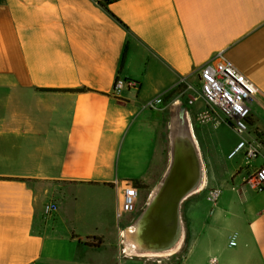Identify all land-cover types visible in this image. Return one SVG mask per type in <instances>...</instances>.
I'll use <instances>...</instances> for the list:
<instances>
[{"label":"crops","instance_id":"0c3cea01","mask_svg":"<svg viewBox=\"0 0 264 264\" xmlns=\"http://www.w3.org/2000/svg\"><path fill=\"white\" fill-rule=\"evenodd\" d=\"M222 53L259 88L264 135V0H0V264H153L124 233L169 167L173 126L205 109L199 70ZM119 77L140 88L116 93ZM203 125L204 186L181 204L180 250L157 259L264 264V191L243 166L216 176L211 132L228 126ZM134 181L136 211L118 219Z\"/></svg>","mask_w":264,"mask_h":264},{"label":"built area","instance_id":"2783aa9c","mask_svg":"<svg viewBox=\"0 0 264 264\" xmlns=\"http://www.w3.org/2000/svg\"><path fill=\"white\" fill-rule=\"evenodd\" d=\"M109 5L120 0H98ZM200 79L199 97L205 109L198 114V120L203 124L207 120L226 124L239 137L237 146L228 155L229 160L243 156L247 171L248 183L259 192L264 191V135L254 128L253 105L259 94V88L246 77L234 64L219 54L215 60L205 64L198 72ZM125 87L139 89L140 85L134 81L117 78L115 92L119 93ZM259 160H263L258 165ZM220 187L208 191V200L216 205L222 197ZM139 199V189L133 182H124L121 189V204L117 213L118 219L131 215L136 211ZM58 205L49 203L46 206L48 217L58 213ZM230 246H236L235 238ZM217 259L212 260L216 264Z\"/></svg>","mask_w":264,"mask_h":264},{"label":"water","instance_id":"95a60500","mask_svg":"<svg viewBox=\"0 0 264 264\" xmlns=\"http://www.w3.org/2000/svg\"><path fill=\"white\" fill-rule=\"evenodd\" d=\"M178 126L179 123L174 125L170 133L169 167L146 210L133 226L134 242L145 254H162L177 246L181 237V204L200 188L204 178L200 148L196 149L190 141L187 143L189 155L183 158L179 154Z\"/></svg>","mask_w":264,"mask_h":264},{"label":"rangeland","instance_id":"374dc122","mask_svg":"<svg viewBox=\"0 0 264 264\" xmlns=\"http://www.w3.org/2000/svg\"><path fill=\"white\" fill-rule=\"evenodd\" d=\"M200 90V87L199 89L197 90V93L198 91ZM197 95V94H196ZM187 102L184 103L183 105V108L182 110L185 111L186 108H187ZM190 130L192 131V134L195 135V140L198 142V145H199V148L200 150L202 149V153L203 152V148L201 145H203V137L202 135L200 134L201 133V130L203 128V124L198 120V117L195 116L194 118H190ZM192 127V129H191ZM195 131V132H194ZM196 133V134H195ZM213 134V136H215V142L213 144V148H214V151L216 152V155L218 156L220 162H221V168L220 170H218L219 172L216 173V176L219 177L222 175V171H234L235 169H237V167L239 166H245L246 165V161L245 159L243 158V156H238L236 159L234 160H229L227 157H228V149L234 145V143L236 142V140H238V136L237 134L231 130V128H228V127H222L220 128L219 130L217 131H213L211 132ZM198 135V136H197ZM212 136V135H211ZM212 136V137H213ZM200 138V141H198V138ZM202 143V144H201ZM205 145V144H204ZM203 145V146H204ZM205 147V146H204ZM168 152V156H169V150L167 151ZM210 161V164H213L214 161H215V158L214 160L212 159H206L204 157V161ZM217 161V160H216ZM215 175V173H214ZM221 189H226V188H222V185H220ZM132 231H135L134 228L131 229ZM171 256H174L173 254L172 255H169V256H164L162 258H166V257H171ZM152 258H156V259H152L154 260L153 261V264H171V261H169V259H157V258H160V257H152Z\"/></svg>","mask_w":264,"mask_h":264},{"label":"bare ground","instance_id":"6f19581e","mask_svg":"<svg viewBox=\"0 0 264 264\" xmlns=\"http://www.w3.org/2000/svg\"><path fill=\"white\" fill-rule=\"evenodd\" d=\"M175 121H177V120H175ZM188 132H189V136H188ZM188 138H189V140H188ZM190 141L193 143V145L195 146L196 149L199 148L198 143L196 142L195 137L192 134V131L190 130L189 120L186 117V118H183L180 120L179 126H178V132H177V146H179L178 152H180L179 154L183 158L185 156L187 157V155H189L187 153V143H191ZM204 172H205V169H204ZM190 173H192V172L190 171ZM204 180H205V174H204ZM204 180H202V183H201L200 188L198 190L203 188L204 183H205ZM134 233H135V231H132L129 229L124 233V238H125V241H126L128 248H129V251L132 254L137 255V256L164 257V256H169V255L175 254L181 248V246L179 244L177 247L170 249V250H168L162 254H145L144 252L139 250L137 244L134 242V236H135V235H133Z\"/></svg>","mask_w":264,"mask_h":264},{"label":"trees","instance_id":"16d2710c","mask_svg":"<svg viewBox=\"0 0 264 264\" xmlns=\"http://www.w3.org/2000/svg\"><path fill=\"white\" fill-rule=\"evenodd\" d=\"M78 92H85V90H78ZM133 183L140 188L142 187L141 182L139 181H134ZM94 241L95 244H89V245H91L92 247H98L99 244H102V240H100L99 238H96Z\"/></svg>","mask_w":264,"mask_h":264}]
</instances>
